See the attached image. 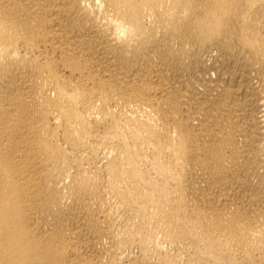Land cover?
Segmentation results:
<instances>
[{"label":"bare ground","instance_id":"1","mask_svg":"<svg viewBox=\"0 0 264 264\" xmlns=\"http://www.w3.org/2000/svg\"><path fill=\"white\" fill-rule=\"evenodd\" d=\"M0 264H264V0H0Z\"/></svg>","mask_w":264,"mask_h":264}]
</instances>
